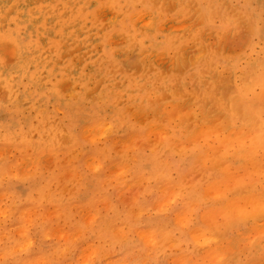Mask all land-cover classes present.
<instances>
[{
  "label": "rangeland",
  "instance_id": "obj_1",
  "mask_svg": "<svg viewBox=\"0 0 264 264\" xmlns=\"http://www.w3.org/2000/svg\"><path fill=\"white\" fill-rule=\"evenodd\" d=\"M83 1L0 0V264H264V0Z\"/></svg>",
  "mask_w": 264,
  "mask_h": 264
},
{
  "label": "bare ground",
  "instance_id": "obj_2",
  "mask_svg": "<svg viewBox=\"0 0 264 264\" xmlns=\"http://www.w3.org/2000/svg\"><path fill=\"white\" fill-rule=\"evenodd\" d=\"M62 1V0H61ZM65 2H69V0H64ZM81 1H83V0H81ZM119 0H112V4H116L117 2H118ZM127 1H131V0H127ZM173 1H175L176 3L178 2L179 3V6L183 9L182 10V13L184 12L185 13V11L188 9L187 7L189 6V4L191 5L192 3L194 4V1L198 4V5H200L201 6V8H203V13H204V18H205V20H206V22L207 21H209L210 19H211V17L213 16V15H215V14H218L219 13V8H218V6L216 7V5H214L213 4V2H211V0H173ZM201 1H203L204 3V5H201L200 4V2ZM214 1V0H213ZM84 2V1H83ZM163 2H164V0L161 2L160 0H145V2L143 3V8L147 11V12H149L150 11V13H148V16L150 15L151 16V21H149L148 23H147V21H146V24H145V26L144 27H142V25H141V27H142V29H143V31H145V34H147L146 35V37L149 39V40H151V41H153V40H155L157 37H156V35H154L156 32H157V28H159L160 27V22H161V20H162V17H158V16H156L158 13H156V12H154L155 11V7H156V9H158V10H160V12L161 13H163V15H164V13H165V11H166V8L164 7V4H163ZM206 3V4H205ZM170 4V3H169ZM57 5V4H56ZM168 5H167V3H166V7H167ZM204 6V7H203ZM215 6V7H214ZM177 7V6H176ZM232 8V7H231ZM122 9V8H121ZM175 9V8H174ZM196 10L198 9V7L197 8H195ZM46 11V10H45ZM180 13V12H179ZM201 13V12H200ZM202 13V14H203ZM224 13V12H223ZM133 14H134V12H133ZM176 14H178V13H176ZM197 14V13H196ZM135 15V14H134ZM142 15V14H141ZM140 15V16H141ZM179 15V14H178ZM249 15V14H248ZM139 16V17H140ZM145 16V15H144ZM143 16V17H144ZM174 16V15H173ZM28 17V16H27ZM143 17L142 18H140L139 20H141L142 21V19H143ZM176 17V16H175ZM175 17H173V18H175ZM248 17V16H247ZM111 18V17H110ZM146 18V17H145ZM164 18V17H163ZM168 18V17H167ZM169 18H170V16H169ZM203 18V19H204ZM213 18V17H212ZM112 19V18H111ZM148 19V18H147ZM147 19H145V20H147ZM165 19V18H164ZM172 20V19H171ZM111 21V20H110ZM194 21V20H193ZM247 21H249V20H247ZM258 21V20H257ZM260 21V20H259ZM42 22V21H41ZM138 22V21H137ZM143 22V21H142ZM191 22V21H190ZM176 23V22H175ZM38 24V23H37ZM128 24V23H127ZM142 24V23H141ZM182 24V23H181ZM194 24V23H193ZM250 24V23H249ZM36 25V24H35ZM39 25V24H38ZM42 25V24H41ZM162 25V24H161ZM183 25V24H182ZM181 25V26H182ZM176 26H178L177 24H176ZM183 27V26H182ZM43 28V27H42ZM180 28V27H179ZM36 29V28H35ZM114 29V28H113ZM117 29L120 31V32H123V33H125L126 35H125V38L127 39V41L129 42V43H134V42H136L135 44H138V46H139V50H141L142 52L145 50V52H146V54L149 56V55H151V53H152V51H151V49L149 50V49H144L143 47H141V45H142V43H143V40H144V38L142 37V35H139V37H138V35H137V33H136V37H134V35H130L129 34V32H131L132 30H133V27L132 26H129V25H127V26H125L124 25V22L123 21H120V23H119V27L117 26ZM37 30V29H36ZM45 31H46V29H45ZM56 31V30H55ZM113 33V32H112ZM179 34H180V36L181 37H179V36H177L178 38H177V40H181L182 38L184 39V37H183V35H184V33L182 34V32H178ZM251 33V32H250ZM188 34V36L192 39V38H194L195 37V31H190V32H188L187 33ZM159 36V35H158ZM169 36H171V37H167L166 39H164L163 40V42H162V47L164 48V47H167V46H173V47H175V45L177 44V42L175 41V40H173L174 39V35L173 34H170ZM160 37V36H159ZM176 37V36H175ZM186 38V37H185ZM53 39V38H52ZM182 39V40H183ZM196 39V38H195ZM181 40V41H182ZM49 41V40H48ZM176 43H175V42ZM212 42H214L213 40H212ZM114 43V42H113ZM141 44V45H140ZM152 45H154V42H152ZM122 48V47H121ZM136 48V46H134V49ZM182 48V47H181ZM112 50H114L113 48H112ZM137 51V50H136ZM113 52V51H112ZM138 52V51H137ZM163 52H165V51H163ZM239 52V51H238ZM136 53V52H135ZM160 53V52H159ZM218 53V52H217ZM153 54V53H152ZM138 55V54H137ZM200 55V54H199ZM225 55V54H224ZM102 56V55H101ZM147 56V57H148ZM228 56V55H227ZM232 56V55H231ZM104 57V56H103ZM103 57H100L99 58V60H103L104 58ZM110 57V50L108 49V51L106 52V57H105V60H107V61H113L112 59L111 60H109L108 58ZM115 57V56H114ZM150 58H151V56H149ZM116 58V57H115ZM197 60H198V58L197 59H195V61H194V66L193 67H196V64H198L197 63ZM203 60L204 59H201L200 60V62L202 61V63H203ZM106 61V62H107ZM160 61V60H159ZM81 62V61H80ZM95 62V61H94ZM101 63V62H100ZM100 63H99V65L98 66H100ZM105 63V62H104ZM193 62L191 61V64H192ZM207 63V62H206ZM102 65V64H101ZM114 65H116V63L114 64ZM134 65V64H133ZM136 65V64H135ZM120 67V66H119ZM187 69H189V68H187ZM95 70V69H94ZM108 71H109V69H108ZM193 72L194 71H196V68H193V70H192ZM229 71V70H228ZM197 72H198V70H197ZM124 73H125V75H126V77H128L129 78V82L124 86V87H122L121 88V90H118V91H115V92H117V93H126V94H129V92H130V89L131 88H134V89H136L137 90V94L138 95H140V96H142V95H145L148 91L144 88V87H142L141 86V84L139 83V81H138V77H140L141 75H143V74H141V73H139V74H136V75H131V74H129L126 70L124 71ZM98 75H99V73H97ZM158 74H159V72H158ZM83 75V74H82ZM169 75V74H168ZM172 75V74H171ZM93 76H95V75H93ZM112 76V75H111ZM161 76V75H160ZM91 77H92V75H91ZM151 77H152V75H151ZM150 77V78H151ZM175 78H179V81H182L183 83H185V78L183 77V75H182V78H181V75H178L177 74V77H171V82L169 83V82H167V81H165L163 78L162 79H160V78H158V75H157V77H156V75L154 76V79L152 78L151 80H157V79H160L159 81H160V85L162 84L163 85V87H164V89L166 90V91H170V92H174V84L172 85V80L173 79H175ZM92 79H94V78H92ZM114 79V78H113ZM119 79V78H118ZM101 80V79H100ZM115 80V79H114ZM164 80V81H163ZM175 80H177V79H175ZM199 80V79H198ZM201 80V79H200ZM199 80V81H200ZM102 81V80H101ZM104 81V80H103ZM126 81V80H125ZM117 82V81H116ZM156 82V81H155ZM155 82H151L152 83V85H154V86H156V84H155ZM80 83V82H79ZM119 83V82H118ZM177 83H178V81H177ZM108 84V83H107ZM112 84V83H111ZM113 85V84H112ZM111 85V86H112ZM115 85V84H114ZM117 85V84H116ZM115 85V86H116ZM111 86L110 87H108V89H110V90H112V88H111ZM180 86V85H179ZM107 87V86H106ZM74 88V87H73ZM194 88V87H193ZM52 89V88H51ZM154 89V88H153ZM185 89V88H184ZM103 90V89H102ZM48 91V90H47ZM50 91V90H49ZM104 91V90H103ZM133 91V90H132ZM29 93V92H28ZM132 93H134V92H132ZM131 93V94H132ZM153 93H155V92H153ZM161 93H162V91H161ZM163 94H165L166 95V93H163ZM162 94V95H163ZM123 95V94H122ZM167 95H170L169 93L167 94ZM211 95V94H210ZM239 95V94H238ZM92 98H93V95H92ZM162 98V97H161ZM209 98H210V96H209ZM4 99V98H3ZM132 100H136V98H133ZM4 101V100H3ZM6 101V100H5ZM113 102V101H112ZM138 102H141L140 100H138ZM150 102V101H149ZM137 103V102H136ZM152 103V102H151ZM194 103V102H193ZM139 104V103H138ZM215 105V104H214ZM94 108V107H93ZM103 112V111H102ZM77 115V114H76ZM80 116V115H79ZM85 119V118H84ZM7 132V131H6ZM232 149V148H231ZM245 174V173H244ZM243 177H245V175L243 176ZM235 182V181H234ZM244 187V186H243ZM247 188V187H246ZM259 195V194H258ZM163 210V209H162ZM188 211H190V210H188ZM262 212H264V211H262ZM261 212V213H262ZM262 214H264V213H262ZM189 220V219H188ZM226 221V220H225ZM262 229H264V227H262ZM262 231V230H261ZM251 238V237H250Z\"/></svg>",
  "mask_w": 264,
  "mask_h": 264
}]
</instances>
